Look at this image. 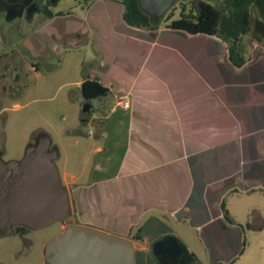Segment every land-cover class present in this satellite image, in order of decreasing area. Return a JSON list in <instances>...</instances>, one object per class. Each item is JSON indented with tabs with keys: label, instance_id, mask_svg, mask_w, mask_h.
<instances>
[{
	"label": "crops",
	"instance_id": "0c3cea01",
	"mask_svg": "<svg viewBox=\"0 0 264 264\" xmlns=\"http://www.w3.org/2000/svg\"><path fill=\"white\" fill-rule=\"evenodd\" d=\"M64 2L25 44L34 71L80 56L73 85L90 112L67 136L81 159L60 176L69 222L148 241L151 256L171 235L196 258L186 241H199L208 264L235 261L264 230V44L245 36L237 66L217 36L129 24L122 0ZM85 82L106 95L86 98Z\"/></svg>",
	"mask_w": 264,
	"mask_h": 264
},
{
	"label": "rangeland",
	"instance_id": "374dc122",
	"mask_svg": "<svg viewBox=\"0 0 264 264\" xmlns=\"http://www.w3.org/2000/svg\"><path fill=\"white\" fill-rule=\"evenodd\" d=\"M10 1L12 3V0L0 2V162L9 164L22 160L30 147H36L47 137L50 145L44 152H55L56 158L52 162L60 176L64 172L74 173L81 159L73 155L72 141L68 138L75 135L79 111L84 104L80 90L73 85L78 79L74 70L80 56L67 54L62 67L59 59L54 58L48 64L41 62L38 71L32 70L30 65L39 60L30 57L25 42L46 18L42 13H9L5 4L9 5ZM199 1L218 8L221 5L220 0H174L173 16L164 22L178 18L183 5L190 9ZM69 2L59 4L58 8L68 7ZM40 6L32 0L30 8L38 10ZM250 13L259 17L254 6L250 7ZM66 131L71 133L67 135ZM83 132L87 134L88 129ZM62 146H65L67 156L61 150ZM91 162L90 159L88 163ZM74 220L79 222L78 216L71 215L63 222L55 221L40 229H28L24 235L0 236V264H45L46 243L60 236L65 224ZM186 242L197 254L196 264H208L199 241ZM132 244L135 253L146 248L145 252L150 255L148 241H132ZM234 264H264V230L249 232L246 251Z\"/></svg>",
	"mask_w": 264,
	"mask_h": 264
},
{
	"label": "water",
	"instance_id": "95a60500",
	"mask_svg": "<svg viewBox=\"0 0 264 264\" xmlns=\"http://www.w3.org/2000/svg\"><path fill=\"white\" fill-rule=\"evenodd\" d=\"M82 111L89 114V104ZM49 145L44 137L21 161L0 167V227L6 226V233L12 225L36 230L72 215L69 192L52 162L56 154L44 152ZM151 251L159 264H165L162 255L174 253L172 264H178L183 254L181 243L171 235L153 243ZM135 255L131 240L72 222L44 247L45 264H136Z\"/></svg>",
	"mask_w": 264,
	"mask_h": 264
},
{
	"label": "trees",
	"instance_id": "16d2710c",
	"mask_svg": "<svg viewBox=\"0 0 264 264\" xmlns=\"http://www.w3.org/2000/svg\"><path fill=\"white\" fill-rule=\"evenodd\" d=\"M220 7H215L207 2L199 1L190 9L182 6L178 18L170 23L171 28L184 30L188 33H201L217 36L226 41L229 45V52L235 65L242 64L238 60V46L245 36L250 35L257 43L264 44V0H220ZM124 5V19L131 25L151 29L147 15L141 10L138 0H126ZM257 9L259 17H253L250 7ZM50 16V12H47ZM173 15H169V19ZM83 93L86 98L104 96L107 90L97 83H83ZM24 231V230H23ZM140 240L141 237H135ZM183 254L178 264H196V256L189 252L181 244ZM151 255L145 256L137 252L136 264H156ZM234 260L221 264H234Z\"/></svg>",
	"mask_w": 264,
	"mask_h": 264
},
{
	"label": "flooded vegetation",
	"instance_id": "af4514ba",
	"mask_svg": "<svg viewBox=\"0 0 264 264\" xmlns=\"http://www.w3.org/2000/svg\"><path fill=\"white\" fill-rule=\"evenodd\" d=\"M36 1H37V3L39 2L41 4L40 8L38 9L39 11L30 8L32 0H14V1L12 0V3L10 1L9 5L5 4V6L8 8L9 13L13 12L14 14H16L19 12L20 13L23 12V13H26L28 15L30 13L31 14L32 13L33 14L34 13H42V14H44L45 17H47L48 16L47 12H49L48 10L50 9L51 5L56 4L62 0H43V1L36 0ZM124 1H126V0H122V2H124ZM173 1L174 0H138L139 6L142 8L145 15H147L150 24H154V25L159 23V22L164 21L165 19H167L169 17V14L172 13ZM0 2H4V0H0ZM13 162H19V161H13ZM2 165H4V164L2 162H0V167ZM4 171L7 172L6 170H4ZM72 215H73V213H72ZM5 227H0V236H6V235H12V234L24 235L28 231V228H25L23 226L12 225L9 228L10 232L6 233L7 228H5ZM174 254H172V255L166 254L164 256L162 255L160 257V260H162L165 264H172L174 261V258H175ZM152 258L156 264H159L158 258H156L153 254H152Z\"/></svg>",
	"mask_w": 264,
	"mask_h": 264
},
{
	"label": "built area",
	"instance_id": "2783aa9c",
	"mask_svg": "<svg viewBox=\"0 0 264 264\" xmlns=\"http://www.w3.org/2000/svg\"><path fill=\"white\" fill-rule=\"evenodd\" d=\"M121 104H122V107H124V108H128L129 107V103H127V102H122Z\"/></svg>",
	"mask_w": 264,
	"mask_h": 264
}]
</instances>
